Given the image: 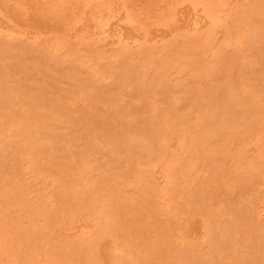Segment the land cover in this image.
Instances as JSON below:
<instances>
[{"label": "rangeland", "instance_id": "rangeland-1", "mask_svg": "<svg viewBox=\"0 0 264 264\" xmlns=\"http://www.w3.org/2000/svg\"><path fill=\"white\" fill-rule=\"evenodd\" d=\"M34 1H0V29L14 31L13 38L0 34V103L10 101L9 111H12L22 107L18 104L20 99L38 115L50 116L53 111L57 116L65 115L53 127L61 131L57 142L62 152L58 155L72 163L84 156L87 165L81 171L84 179L80 181V188L86 186L89 176L111 182L116 173L127 170L124 160L117 157L107 142L113 141L120 150L131 130H146L151 137L155 135L151 132L166 128L164 134L170 153L184 160L186 153L181 140L166 124L175 119H188L192 125L204 128L199 113L209 104L214 91L235 89L252 96L257 103L256 122L264 119V31L260 36L243 37L240 43L235 40L240 17L249 13L257 0H225V22L213 33L208 26L194 31L184 21L173 23L169 28L157 25L158 13L163 8L159 0H107L115 8L126 3L136 13L151 11L148 20L143 21L148 25L149 37L144 40L143 35H139L140 44L131 47V52L119 56L116 62V55L123 52L122 47L96 42L92 36L91 15L85 24L73 26L71 18L70 21L49 18ZM19 3L24 4V9L18 8ZM180 17L177 12V19ZM125 32L126 36H135L130 29ZM210 36L212 39H208ZM206 40L211 42L208 46ZM60 41H65L66 46L56 50ZM97 53H103L105 58H98ZM191 53L196 54L194 61L183 65L181 57ZM87 55L96 60L101 69L113 73L106 79L93 77L91 67L81 64L82 57ZM168 58L177 61L166 73L159 64ZM119 64L127 65V70H117L115 66ZM92 91L97 95L96 100L91 98ZM36 125L35 119L27 123L22 134L34 139L38 136ZM218 139L222 151L209 158L226 155L227 159H232L244 151L239 169L227 165L226 173L218 174L205 162H200L189 178L178 175V196H164L161 200L166 210L137 205L136 211L124 215L122 232L136 235L139 241L143 239L149 244L152 255L163 258L168 255L161 247L166 241L169 218L179 211L182 231L177 233L176 243L194 247L202 264H225L239 253L247 258L248 264H264L263 246L237 248L231 241L217 243L208 232L209 218H217L237 229L250 221L243 213L247 204L243 197L248 195L236 182L242 177L251 175L261 182L257 193L248 197L252 202L248 205L264 209V140L258 142L243 126L228 139L223 136ZM169 162L170 155L156 163L155 175L161 185L165 184L163 172ZM250 163L255 164L252 170L248 169ZM30 164L25 157L24 182L29 203L10 208V221L14 226L20 225L27 234H39L45 224H49V232L45 231L43 239L46 250L37 261L28 264H60L47 251L51 245L65 248L73 244L92 264H114L124 257V254L114 256L110 252L114 237L107 235L97 243L91 240L92 232L105 223V218L95 209L78 212L72 219H60L55 196L77 193L76 186L67 183L62 168L55 176L34 172ZM1 168L6 174L12 171L6 154L0 160ZM124 191L132 198L141 197L132 172L128 173ZM35 208L45 209L47 213L37 215ZM251 223H256L252 227L253 234L264 235V217ZM16 258L7 255L3 264H24Z\"/></svg>", "mask_w": 264, "mask_h": 264}, {"label": "bare ground", "instance_id": "bare-ground-1", "mask_svg": "<svg viewBox=\"0 0 264 264\" xmlns=\"http://www.w3.org/2000/svg\"><path fill=\"white\" fill-rule=\"evenodd\" d=\"M159 3H162L163 8L158 13L156 23L163 28L184 21V24L194 31L208 26L213 33L225 22L227 7L225 0H159ZM34 5L43 8L49 18L67 21L71 18L73 26L85 24L91 15L94 22L92 36L96 38V42L102 43L103 46L119 44L122 47L123 52L116 55L115 62L119 56L131 52V47L140 44L139 35H143L144 40L149 37L148 25L143 24L151 14L149 9L136 13L130 10L126 3L115 8L107 0H35ZM18 8L24 9V4L19 3ZM177 12L181 14L178 19ZM112 19H115L114 23L111 22ZM127 29L135 33L133 38L126 36ZM263 31L264 0H257L250 12L240 17L235 40L240 43L243 37L260 36ZM1 33L13 38L14 31L0 29ZM208 39H212V36ZM210 43V40L205 41L206 46ZM65 46V41H60L56 50ZM97 56L105 58L103 53H97ZM195 56L196 54L191 53L181 57L182 64L190 65ZM176 61L175 58H168L159 64V68L167 73ZM81 64L91 67L90 72L93 77L106 79L113 73L101 69L98 62L89 55L82 57ZM115 68L124 71L128 67L119 64ZM91 98L93 100L97 98L94 91L91 93ZM208 103L204 106V111L199 113L201 122L205 123L204 128L192 125L188 119H175L166 124L171 133L176 134L181 140L182 149L186 153L184 160H181L177 154L170 153L164 134L166 128H161L160 132H151L156 135L151 137L145 133L146 130H131L120 150L113 141L107 142L117 157L124 160L127 170L116 173L111 182L89 176L84 188L79 187L80 181L84 179L81 171L87 165L84 156L77 157L72 163L63 155H58L62 152L57 142L61 131L53 127L61 122L65 115L57 116L55 111L51 112L50 116L38 115L20 99L18 104L22 107L17 110L9 111L10 101L5 100L0 103V160L6 154L12 170L9 174H6L4 168L0 170V238L2 239L0 264H3L7 255L17 257V261L20 259L24 264L32 263L39 259L42 251L46 250L43 247V239L45 231L49 232V224H45L39 234H27L20 225L14 226L10 221V208L29 203L24 182L25 157L30 160L32 171L48 172L56 176L58 171L63 169L67 183L76 186L77 193L74 196H55V205L61 212L62 221L72 219L78 212L87 209H95L105 218L104 225H99L92 232L91 240L97 243L107 235L114 237L110 252L114 256L124 254V257L117 259L114 264H202L201 257L194 247H183L176 243L177 233L182 231L179 211L169 218L166 241L161 247V250L168 255L163 258L152 255L149 244L143 239L139 241L136 235L125 234L122 231L124 215L136 211L137 205H153L155 208L166 210L162 207L161 200L164 196L172 195L174 198L175 194L178 196V175L189 178L200 162H205L214 173L218 174H225L227 165L234 170L239 169L244 159V151H240L232 159H227L226 155L218 159L209 158L212 154L222 151L218 139L220 136L228 139L240 126H243L256 136L258 142L264 140V119L261 123L256 122L257 103L252 96L235 89L214 91ZM34 119L37 121L35 133L38 136L28 139L22 134V130ZM168 155L170 162L163 172L165 184L161 185L155 175V166ZM142 164L144 167H141ZM254 167L253 163L248 165L249 170ZM129 172L135 176L136 186L141 191L140 199L125 194L124 188L128 184ZM236 182L243 186L245 194L251 198L261 185V182L251 175L242 177L241 181L238 179ZM248 197H243L244 202L247 203L243 213L250 218V221L244 222L242 228L237 229L233 225L224 224L217 218L208 219V232L217 243L231 241L237 248L259 245L264 247V235L253 234L252 227L256 223H251V220L264 217V209H253ZM35 212L37 215L47 213L45 209L39 208H35ZM47 251L52 255L53 260L59 261L60 264H92L85 257L84 252L73 244L65 248L51 245ZM225 264H248V261L239 253L233 261Z\"/></svg>", "mask_w": 264, "mask_h": 264}]
</instances>
